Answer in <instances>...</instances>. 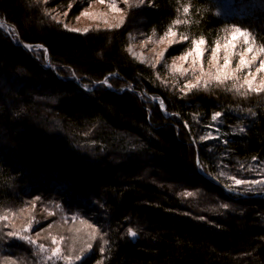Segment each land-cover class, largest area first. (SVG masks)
<instances>
[{
  "label": "trees",
  "instance_id": "1",
  "mask_svg": "<svg viewBox=\"0 0 264 264\" xmlns=\"http://www.w3.org/2000/svg\"><path fill=\"white\" fill-rule=\"evenodd\" d=\"M145 2L118 28L80 33L35 0H0L18 40L0 31V264H264V87L249 90L240 73L184 89L127 52L137 18L208 50L234 28L264 48V0ZM19 43L43 46L55 72ZM36 206L97 233L53 256L33 235L46 219Z\"/></svg>",
  "mask_w": 264,
  "mask_h": 264
},
{
  "label": "rangeland",
  "instance_id": "2",
  "mask_svg": "<svg viewBox=\"0 0 264 264\" xmlns=\"http://www.w3.org/2000/svg\"><path fill=\"white\" fill-rule=\"evenodd\" d=\"M35 1H37L41 7H44L48 17L61 25L62 28L68 31L76 29V31L73 32L80 33H85L91 30L98 31L118 28L124 24L128 11H136L146 7L148 8L146 2L141 5L139 0ZM51 3H53V5ZM53 17H56V19H53ZM136 21V27H133L131 32L128 34L127 52L137 62L153 69L160 68L161 71L166 72L169 75L168 78L179 79V84H181L180 86L184 89H189L185 87L186 84L199 85L204 84L206 81L208 84V82L215 80L213 77L217 74L220 66L223 65V57L225 55L223 45L227 38L231 35L232 30L228 31L227 38L220 43L221 47L218 51L217 60L213 63L211 61V50L206 48L205 43L200 46V50H202L203 55L200 60H197L195 52L192 51V43L189 45L187 44L186 39L182 40L181 38L184 37L182 34L174 32L175 36H166L165 34L156 36L152 33L144 32L140 29V27H138L139 24H141L142 19L137 18ZM117 25L119 26L117 27ZM0 31L8 36L13 43H18L14 28L2 19H0ZM169 40L176 42L170 44ZM28 46H31L30 52L35 53L37 56H39V54L44 55L45 63L43 65L49 64L47 62L48 59L43 46ZM251 47L252 49L254 48L253 43L251 44ZM244 48L245 45L243 39H241L237 43V47L234 50H231L234 54L230 57L231 63L228 69H221L219 74L223 76L225 71L231 72L235 70L241 53L244 54L246 60H251L252 56H256V60L249 68H243L240 71L235 72L234 75L239 77L240 73H242L244 77L243 80L247 77L252 82L253 87L261 88L264 86V71L256 72V69L260 67V60H264V52L260 51V48L253 49L251 52H244ZM189 53L191 54L189 55ZM181 56L186 58L182 60L180 59ZM174 65L175 67H173ZM50 67L54 68L51 65ZM176 69H179V71ZM185 69L187 70L186 72H184ZM182 72L183 75L181 74ZM250 72L255 74L254 78L252 75H249ZM209 74H211V77ZM197 77L200 78L199 81L197 80ZM69 78L74 79V81L78 84L80 83L78 79L74 78V75L71 72ZM103 84L107 88L112 89L107 81ZM84 87L87 89L90 88L88 85H85ZM124 90L135 94L142 101L148 97V99H150L153 103H156V101L161 102L157 98H149L150 96H145L142 91L136 89L132 85L123 86L120 91ZM251 181L258 180L255 179ZM36 207L42 212V215L46 217V219L39 222L40 224L38 223L39 225L34 230L33 235L47 240L52 253L54 249L58 248L59 252L57 254H61V252L69 254L76 250L75 248H77V246H80L88 239L90 241L89 237L90 234L93 233V229L96 232L92 223L89 224L88 222L87 225H91V228L87 227L85 224L83 225L82 223L76 225H66L64 223L56 224L51 222V215H49L48 212H45L42 208L38 206ZM28 210L32 211L33 206L30 209H27L26 212ZM95 216L99 218L98 214ZM42 228L44 229L42 230ZM68 234H71L70 237H68ZM53 237H55L56 243H53ZM75 263V260L71 261V264ZM67 264H69V262Z\"/></svg>",
  "mask_w": 264,
  "mask_h": 264
},
{
  "label": "snow or ice",
  "instance_id": "3",
  "mask_svg": "<svg viewBox=\"0 0 264 264\" xmlns=\"http://www.w3.org/2000/svg\"><path fill=\"white\" fill-rule=\"evenodd\" d=\"M145 2V0H139V3L141 5H143ZM114 7V6H113ZM184 11L185 13L188 12V8H184ZM53 19H56V17H53ZM176 23H179V21H176ZM119 25H117L118 27ZM67 27V26H66ZM72 31H76V29H71ZM166 36H175V33L172 31V29L170 28L168 30L167 33H165ZM163 39V38H162ZM182 40L183 39H186V37H182L181 38ZM243 39V42H244V45H245V48H244V52H251L253 51L252 47H251V44L253 43V40L252 38L249 36V33L246 32V31H242L240 28H234L232 30V33L231 35L227 38L226 42L224 43L223 47H224V50H225V55L223 57V65L220 66V69H218V72L217 74L215 75V77H213L215 80L219 81V82H223V80H226V79H231L234 77V73L235 72H238L240 71L241 69L243 68H249L251 66V64L256 60V56H252V59L251 60H246L245 59V56L243 53L240 54V59L237 63V66H236V69L231 71V72H228V71H225L223 76H221L219 73H220V70L221 69H228L230 63H231V55L234 54L231 50H234L236 47H237V43L239 42V40ZM176 41H173V40H169V43H174ZM205 42L203 40V38H201L199 41L197 40H192V51L195 52L196 54V59L197 60H200L202 55H203V52L202 50H200V46L203 45ZM220 43L219 41H217L215 43V46H213L211 48V61L214 63L216 62L217 60V56H218V51L220 50ZM260 51L264 52V48H261ZM191 53H189L190 55ZM162 55V54H161ZM186 57L184 56H181L180 59H185ZM260 67L256 69V72H260V71H264V60H260ZM175 67V65L173 66ZM177 71H179V69H176ZM187 70L185 69L184 72H186ZM183 75V72L181 73ZM210 77H211V74H209ZM249 75H252L253 78H254V73H249ZM199 77H197V80L199 81ZM101 83H106V81H101ZM207 84V81L205 82ZM245 83L248 85L249 87V90H255V91H259L260 88H256V89H253L252 88V82L247 78L245 77ZM196 85H191V84H186L185 87L186 88H191V87H195ZM235 87V85H234ZM264 87V86H262ZM161 107L163 108V101H161ZM221 113L220 112H216L213 116H212V120L215 121L218 117H220ZM187 126V125H186ZM241 131H243L241 129ZM207 137H204V136H201L200 139L201 140H204L206 139ZM223 175V173H222ZM234 183L235 185H241V184H255V183H259L258 181H244V180H239V179H236L234 180ZM229 190L232 191L233 189L231 187H229ZM182 195H187V196H191L192 193H183ZM222 208H226L228 207V205L226 204H222L221 205ZM49 215H51V213H49ZM82 224H85L87 227L91 228L92 226L91 225H87V222L86 221H81ZM51 227V225H50ZM28 229H25V231H27ZM95 233V230L93 229V235ZM129 234L130 235H135L134 232H132L131 229H129ZM9 236H14L16 235L15 233H12V232H9L8 233ZM18 239H20L21 241H26L27 243L29 244H35L36 242L34 240H31L30 238L26 237V236H23V235H20L18 236ZM53 243H56V240H55V237H53ZM40 248L41 251L44 250V246L43 245H39L38 246ZM91 247V245H89V248ZM101 251H103V248H101ZM59 252V249L56 248L53 250V256H55L57 253ZM64 259L66 261L69 262V264H71V261H69V258L68 257H64ZM75 259L77 261H79L81 259L80 256H76Z\"/></svg>",
  "mask_w": 264,
  "mask_h": 264
},
{
  "label": "water",
  "instance_id": "4",
  "mask_svg": "<svg viewBox=\"0 0 264 264\" xmlns=\"http://www.w3.org/2000/svg\"><path fill=\"white\" fill-rule=\"evenodd\" d=\"M23 48H24L26 51H30V50L28 49V47H26L25 45H23ZM42 66H43L45 69H51L53 72H55L54 68H51L49 64H47V65H42ZM149 98H153V97L150 96ZM156 103L160 106V108H161V110L163 111V113L166 114V111H165V108H164V104H163V108H162V107H161V102H157V101H156ZM206 178L211 179L210 176H206ZM223 189H224L225 192H228V191H229V190L226 189V188H223Z\"/></svg>",
  "mask_w": 264,
  "mask_h": 264
},
{
  "label": "built area",
  "instance_id": "5",
  "mask_svg": "<svg viewBox=\"0 0 264 264\" xmlns=\"http://www.w3.org/2000/svg\"><path fill=\"white\" fill-rule=\"evenodd\" d=\"M13 35V34H12ZM10 37H11V35H10ZM23 45H25L26 46V44H23V43H21L20 44V46H22L23 47ZM27 47V46H26ZM30 48H31V46H28V49L30 50ZM44 49V48H43ZM31 51V50H30ZM30 51H28V52H30ZM46 51V50H45ZM94 85H96V84H94ZM85 90H90V89H87V88H84ZM143 92V91H142ZM143 94H145L144 92H143ZM145 96H147L146 94H145Z\"/></svg>",
  "mask_w": 264,
  "mask_h": 264
},
{
  "label": "bare ground",
  "instance_id": "6",
  "mask_svg": "<svg viewBox=\"0 0 264 264\" xmlns=\"http://www.w3.org/2000/svg\"><path fill=\"white\" fill-rule=\"evenodd\" d=\"M28 47V45H26Z\"/></svg>",
  "mask_w": 264,
  "mask_h": 264
}]
</instances>
